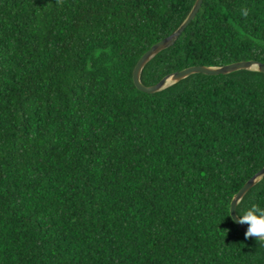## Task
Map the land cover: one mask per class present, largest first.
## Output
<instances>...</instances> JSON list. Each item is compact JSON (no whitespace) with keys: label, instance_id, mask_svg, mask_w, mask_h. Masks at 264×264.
Here are the masks:
<instances>
[{"label":"trees","instance_id":"1","mask_svg":"<svg viewBox=\"0 0 264 264\" xmlns=\"http://www.w3.org/2000/svg\"><path fill=\"white\" fill-rule=\"evenodd\" d=\"M194 3L0 0V264H264L230 214L264 166V72L133 82ZM243 59L264 63V0H203L140 81Z\"/></svg>","mask_w":264,"mask_h":264},{"label":"water","instance_id":"2","mask_svg":"<svg viewBox=\"0 0 264 264\" xmlns=\"http://www.w3.org/2000/svg\"><path fill=\"white\" fill-rule=\"evenodd\" d=\"M202 2L203 0H195V3L192 6L190 12L188 13L184 21L178 26V28H176V30L172 32L170 35L165 36L164 38L152 44L150 48L146 52H144L141 55V57L138 59L133 69L132 78L135 86L139 90L147 93H154L164 89L165 87L175 82H178L186 78L187 76L193 73L217 75V74H227L240 69H253L260 72H264V63L255 59H243V60L227 63L221 66L191 65L181 70H177L165 75L161 80H159L155 84L149 86L142 84V82L140 81V74L142 68L157 53L174 44V42L178 39V37L185 30L188 24L195 18L202 5ZM253 66L255 67L253 68ZM169 78H171L172 83L166 85ZM262 177H264V166L241 186V188L234 194L231 200V204H230L231 217L236 222L237 226L244 231H246L247 225L238 222L236 207L239 201L242 199V197L246 194V192L251 187H253Z\"/></svg>","mask_w":264,"mask_h":264},{"label":"clouds","instance_id":"3","mask_svg":"<svg viewBox=\"0 0 264 264\" xmlns=\"http://www.w3.org/2000/svg\"><path fill=\"white\" fill-rule=\"evenodd\" d=\"M238 222L247 225L244 232L246 239L253 238L264 244V207L252 205L247 211L238 214Z\"/></svg>","mask_w":264,"mask_h":264},{"label":"bare ground","instance_id":"4","mask_svg":"<svg viewBox=\"0 0 264 264\" xmlns=\"http://www.w3.org/2000/svg\"><path fill=\"white\" fill-rule=\"evenodd\" d=\"M254 67H255V66H253V68H254ZM170 83H172V80H171V78H169V79H168V81H167L166 85H167V84H170Z\"/></svg>","mask_w":264,"mask_h":264}]
</instances>
